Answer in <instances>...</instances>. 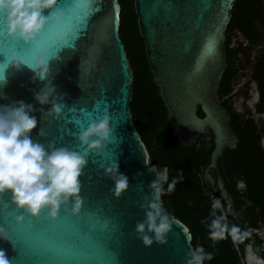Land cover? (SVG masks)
<instances>
[{
    "label": "water",
    "instance_id": "obj_1",
    "mask_svg": "<svg viewBox=\"0 0 264 264\" xmlns=\"http://www.w3.org/2000/svg\"><path fill=\"white\" fill-rule=\"evenodd\" d=\"M235 4L236 0H134L140 35L154 84L168 112V124L178 141L191 150L208 131L212 133L214 148L208 168L215 171L217 191L226 211L243 231L219 169L225 153L238 147L231 117L223 106L237 91L224 98L219 95L228 67L226 32ZM54 7L62 9V18L46 25L34 44L8 36L5 46L0 37V63L6 54L15 52L17 61L26 64L20 70L11 66L5 69L7 83L0 91L6 98H0V104L19 100L32 104L38 119L32 138L42 143L79 148V134L105 114L111 118L113 138L103 152L88 158L80 178L84 202L78 214L61 208L55 218L59 220H49L47 213H42L39 219L31 220L36 231L28 234L31 241L27 248L21 250L19 244L13 246L0 239V249L11 264H66L68 255L76 264H186L193 249L192 235L173 215L169 214L173 227L166 243L145 246L135 234L136 223L145 218L142 204L144 197L150 196V182L158 174L164 188L169 169L151 165L132 122L134 77L120 37L119 0H58ZM43 14L48 15L49 10ZM66 20L68 31L49 46L45 37L62 31ZM41 54L49 62V72L46 79L33 81L30 67ZM39 92L58 103L61 112L48 115L52 105H40L35 99ZM199 109L203 118L198 116ZM40 129L43 137L37 134ZM113 161L129 178L128 189L118 198L112 191L113 181L105 173ZM3 199L10 200V194ZM19 214L14 206L0 214V225L12 240L14 232L24 233L29 224L27 217L17 223ZM42 222L65 225L68 231H49ZM248 239L255 242L252 235Z\"/></svg>",
    "mask_w": 264,
    "mask_h": 264
},
{
    "label": "clouds",
    "instance_id": "obj_2",
    "mask_svg": "<svg viewBox=\"0 0 264 264\" xmlns=\"http://www.w3.org/2000/svg\"><path fill=\"white\" fill-rule=\"evenodd\" d=\"M57 4L58 0H0V35L6 34L19 38L25 44H34L46 25L62 18V9L54 7ZM44 10H49V14L44 15ZM24 65L26 64L17 61L15 52L6 54L3 63H0V88L7 83V67L20 70ZM30 68L34 70L33 81L44 80L49 72V62L41 54L35 58V65ZM0 98H6L2 91ZM35 99L42 106L51 103L48 115L61 112V106L50 101L46 93H37ZM236 108L240 111L238 104ZM35 111L32 104L23 100L0 104V214L14 206L20 213L15 217L17 223L23 222L26 217L31 223L32 219H39L45 212L49 219L58 218L61 208L65 212L78 214L84 202L80 178L88 164V158L92 153L103 152L106 143L113 138L111 118L105 114L79 134V148L57 146L51 141L42 143L32 138V132L38 126ZM37 134L44 136L42 129ZM261 146L264 147V140H261ZM149 170L155 171L154 168ZM105 173L113 181V194L120 197L129 187L128 176L119 171V163L115 161L105 168ZM175 184L176 180L173 179L167 191L171 192ZM236 187L244 189L245 182L237 181ZM149 188L150 196H145L142 204L145 218L136 223L135 234L145 246L150 247L154 242H167L173 220L162 206L161 196L165 189L160 175L157 174V179L150 182ZM8 194L10 200L3 199ZM220 207V200H213L211 208L214 218L208 225L210 239H222L226 232L233 240L244 241L254 232L264 239V231L258 229L242 231L235 224L229 228L224 217L216 214ZM0 239L15 246L2 225ZM245 253L246 264H264V257L251 244L246 247ZM187 255L186 264H204L213 258V254L206 252L202 246L191 249ZM0 264H11L3 249H0Z\"/></svg>",
    "mask_w": 264,
    "mask_h": 264
},
{
    "label": "trees",
    "instance_id": "obj_3",
    "mask_svg": "<svg viewBox=\"0 0 264 264\" xmlns=\"http://www.w3.org/2000/svg\"><path fill=\"white\" fill-rule=\"evenodd\" d=\"M121 6L120 37L127 52V57L133 72L134 86L130 110L132 122L143 141L151 165L167 167L169 179L164 187L161 199L164 210L181 221L192 235V247L202 246L206 252H211L213 258L204 264H241L243 245L240 252L235 249L230 235L226 232L224 238L212 240L209 238L208 225L212 219L211 204L219 200L218 191L206 179L210 163V154L214 148L211 132L202 136L194 149L184 147L174 135L168 124V112L159 95V89L153 81L150 71L145 42L138 26V16L135 12L134 0H119ZM241 36L246 42L236 48L233 40ZM264 44V0H236L232 19L226 32V48L228 67L220 84L221 98L231 95L235 88V80L240 71L242 51H252ZM252 80L258 85L260 101L257 113L264 114V49L255 61ZM233 98L224 102L231 117V126L238 139V147L226 152L224 162L228 177L227 187L232 194L237 213L242 218L238 194L235 190L237 181L245 182L244 192L252 203L249 215L254 217L255 225L264 228V147L261 146L262 132L258 121L237 112L233 106ZM198 116L203 118L199 109ZM209 139V140H208ZM231 156V158H227ZM215 180V172H211ZM175 179L176 184L171 192L168 185ZM221 200V199H220ZM224 209L226 206L224 205ZM227 212V211H226ZM217 215H222L219 209ZM225 222V220H224ZM237 225L235 219L227 212L229 228ZM238 226V225H237ZM241 255V256H240Z\"/></svg>",
    "mask_w": 264,
    "mask_h": 264
},
{
    "label": "flooded vegetation",
    "instance_id": "obj_4",
    "mask_svg": "<svg viewBox=\"0 0 264 264\" xmlns=\"http://www.w3.org/2000/svg\"><path fill=\"white\" fill-rule=\"evenodd\" d=\"M243 43H244V46H246V42L244 41V39L241 36H239L236 38L234 46L236 48H239L240 45ZM259 49H261V50H259ZM262 50H263L262 47H259L258 49H254V50L249 51V52L242 51V53H240L239 58L242 62H241V66H240L239 75H238L237 79L235 80V85H234V88H235L234 91H237V94L234 97H232L233 98L232 103H233L234 109L236 111H237L236 105L238 104L240 111H237V112L242 113L246 117H253L254 118V115L260 116V118L257 121L260 125V129L262 132V139L261 140H264V114L259 115L257 113V110H256L257 105L260 101V93L258 91L257 83L252 80L253 69H254L255 64H256L255 61H256L257 57H259L260 52ZM246 72H249V74H245ZM257 95H258V97H257ZM209 132L210 131H208L207 134ZM227 158H231V156H229ZM225 159H226V153H225V157L223 159V163H222V161L219 162V169H220L221 173L226 171L225 167H224ZM212 171L215 172L214 170H211L208 168V170L206 172V178L212 184V186L217 190L216 174H215V180H214V178L211 175ZM224 179H225V184L227 186L226 181L229 182V179L227 176H225ZM235 190L237 191V194H238L237 201L240 203V210H241L242 218H240L238 213H237V216L239 218L240 223L242 224L243 229L244 230L258 229L260 231H264V228L260 224H259V226L255 225L256 221L254 220V217H252V215L248 214L253 206H252V203L250 201H248L247 195H246V192H244V189H239L235 185ZM234 202H235V200H234ZM235 206H236V204H235ZM236 211H237V208H236ZM236 223H237V221H236ZM237 225H238V223H237ZM252 236L255 237V242H253L249 239H246L244 241L239 240L240 244L243 245V256H241L243 259V263L241 262V264H246L245 249L249 244H251L254 249H258V254L261 257H264V239H262L260 236H258L255 232L252 234Z\"/></svg>",
    "mask_w": 264,
    "mask_h": 264
},
{
    "label": "snow or ice",
    "instance_id": "obj_5",
    "mask_svg": "<svg viewBox=\"0 0 264 264\" xmlns=\"http://www.w3.org/2000/svg\"><path fill=\"white\" fill-rule=\"evenodd\" d=\"M66 13H67V9H65ZM68 24H67V20L65 22V26L63 28L62 31L57 32V33H51L49 34V36L45 37L46 40L49 41V46H53L52 45V41L55 39H61L62 36L65 34V32L68 31ZM40 36H43V33H41ZM0 37H2V43L7 46L9 44V41L7 40V35H0ZM88 114L85 113V117H87ZM51 220V219H49ZM55 220H59V219H55ZM42 226L45 227L46 229H48L49 231L52 232H67L68 228L65 227V225L56 223V224H45L44 222H42ZM36 231V229L33 228V225L31 223L27 224V228L25 229L24 233L21 232H14V237H13V242L19 244L21 250L27 248L30 244V237L28 234H34ZM66 264H76L75 258L72 257L71 255L66 256Z\"/></svg>",
    "mask_w": 264,
    "mask_h": 264
},
{
    "label": "built area",
    "instance_id": "obj_6",
    "mask_svg": "<svg viewBox=\"0 0 264 264\" xmlns=\"http://www.w3.org/2000/svg\"><path fill=\"white\" fill-rule=\"evenodd\" d=\"M220 200V199H219ZM220 202H221V207L219 208V210L221 211V214H222V216L224 217V220H225V222L227 223V212H226V210L224 209V206H223V202L220 200ZM231 237V236H230ZM231 239H232V237H231ZM232 242H233V245H234V247H235V249L238 251V253L240 252L239 251V245H240V241L239 240H233L232 239ZM241 256V255H240ZM241 262L243 263V259H242V257H241Z\"/></svg>",
    "mask_w": 264,
    "mask_h": 264
},
{
    "label": "rangeland",
    "instance_id": "obj_7",
    "mask_svg": "<svg viewBox=\"0 0 264 264\" xmlns=\"http://www.w3.org/2000/svg\"><path fill=\"white\" fill-rule=\"evenodd\" d=\"M235 40H236V38L233 40V45L235 43ZM261 47H262V49H264V44ZM259 50H261V49H259ZM245 74H249V72H246Z\"/></svg>",
    "mask_w": 264,
    "mask_h": 264
}]
</instances>
